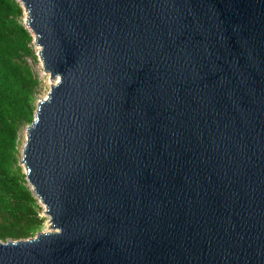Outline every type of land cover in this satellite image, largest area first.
<instances>
[{
    "label": "water",
    "instance_id": "obj_1",
    "mask_svg": "<svg viewBox=\"0 0 264 264\" xmlns=\"http://www.w3.org/2000/svg\"><path fill=\"white\" fill-rule=\"evenodd\" d=\"M18 2L52 81L18 164L52 229L0 264H264V0Z\"/></svg>",
    "mask_w": 264,
    "mask_h": 264
},
{
    "label": "trees",
    "instance_id": "obj_2",
    "mask_svg": "<svg viewBox=\"0 0 264 264\" xmlns=\"http://www.w3.org/2000/svg\"><path fill=\"white\" fill-rule=\"evenodd\" d=\"M18 0H0V240L28 239L45 221L42 207L18 164L21 130L36 109L42 81L27 59H36Z\"/></svg>",
    "mask_w": 264,
    "mask_h": 264
},
{
    "label": "rangeland",
    "instance_id": "obj_3",
    "mask_svg": "<svg viewBox=\"0 0 264 264\" xmlns=\"http://www.w3.org/2000/svg\"><path fill=\"white\" fill-rule=\"evenodd\" d=\"M24 19H25V14L23 13V15H22V22H23V24H24ZM30 46H31V49H32V51H33L36 59L34 60L31 57H29L27 59V62L30 64V66L32 67L33 71L35 73H37V75L39 76V78L42 81V88H41V92H40V94L38 96V99H43L47 95V92L49 90L50 83L52 81L49 80L48 74L47 73H44L43 66H42V62L40 61V58H39V47L34 42V37L33 36H32V40L30 42ZM25 129H26V126L22 128L21 133H20L21 134V138H22L21 144H23V142H24ZM41 207H42V210L40 211V215L42 217H44V219H45V221L43 223V228H42L41 231H50L52 228H51L50 223L48 222V216L44 213V207L42 205H41Z\"/></svg>",
    "mask_w": 264,
    "mask_h": 264
},
{
    "label": "bare ground",
    "instance_id": "obj_4",
    "mask_svg": "<svg viewBox=\"0 0 264 264\" xmlns=\"http://www.w3.org/2000/svg\"><path fill=\"white\" fill-rule=\"evenodd\" d=\"M31 189L33 190L34 188L32 187Z\"/></svg>",
    "mask_w": 264,
    "mask_h": 264
}]
</instances>
